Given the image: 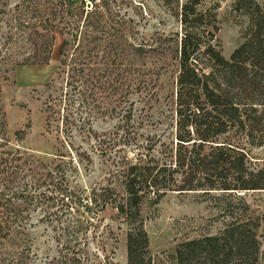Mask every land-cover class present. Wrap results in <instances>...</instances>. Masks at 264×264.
Here are the masks:
<instances>
[{
  "label": "trees",
  "instance_id": "trees-1",
  "mask_svg": "<svg viewBox=\"0 0 264 264\" xmlns=\"http://www.w3.org/2000/svg\"><path fill=\"white\" fill-rule=\"evenodd\" d=\"M24 1L11 8L0 4V70L48 64L56 34L63 37L56 78L47 84L44 101L46 130L55 134L56 144L54 159L47 163L0 142V231H18L32 212L46 211L59 202L94 212L110 206L127 228V264H258L264 251L257 235L261 218L232 216L229 210L234 207L224 199L241 191L264 190V164L252 163L238 144L219 139L236 130L248 144L262 142L258 132L264 128V7L260 0H231L246 24L243 42L229 58L215 42L217 8H203L204 0L166 1H174L170 10L179 31L164 40L163 50L177 62V72L171 115L164 112L156 120L148 115L149 100L155 95L150 79L135 68L128 74L120 61L126 50H116V32L108 33L99 53L93 33L104 26L99 24L98 11L92 10L91 20L86 21V6H27ZM131 51L148 53L133 45ZM133 85L137 99L142 96L140 106L129 98ZM107 117L118 119L114 135L133 154L116 156L105 181L82 193L70 186L69 173L92 164L90 151L81 144L85 140L94 139L93 144L87 142L91 151L115 145V139L111 145L107 140L104 148L100 142L105 140L98 142L93 132V123ZM164 124L170 128L168 134L161 128ZM142 126L150 130L142 131ZM167 191L219 192L214 198H224L221 208L231 220L216 234L184 241L173 254L154 258L141 204L146 197L155 204Z\"/></svg>",
  "mask_w": 264,
  "mask_h": 264
},
{
  "label": "rangeland",
  "instance_id": "rangeland-1",
  "mask_svg": "<svg viewBox=\"0 0 264 264\" xmlns=\"http://www.w3.org/2000/svg\"><path fill=\"white\" fill-rule=\"evenodd\" d=\"M20 0H0L6 8H11ZM167 0H25L27 6H86L88 15L83 20H91L93 11L100 14L99 24L102 30L96 31L102 54L109 39V32H116V50L126 51L120 61L132 74L143 73L150 79L155 95L149 100V114L152 119H159L164 112L171 115L173 109L172 94L175 89L177 62L166 48L164 40L179 31V22L170 10L174 1ZM62 3V4H61ZM86 4V5H84ZM264 7V0H260ZM203 8H217L216 18L218 31L215 42L225 58L243 42V31L246 19L232 7L231 0H204ZM76 9V10H77ZM93 10V11H92ZM86 14V13H85ZM91 26V25H90ZM89 26V27H90ZM62 36L56 34V42L51 60L44 65L15 66L5 71L0 70V142L5 148L18 149L36 155L42 161L50 163L54 159L55 134L46 130L44 101L49 92L47 84L56 78L59 64V46ZM141 46L148 53L134 54L131 46ZM156 49L152 52V49ZM129 76V75H128ZM134 82V81H133ZM128 84V83H127ZM135 86L129 90V97L136 106L140 99ZM130 102V101H128ZM149 118L151 121L152 119ZM117 118L96 120L93 132L98 142L106 146L115 139V145L106 151L92 150L87 142L81 143L74 133L77 143L91 153L92 164L86 170L70 172L68 181L72 188L88 193L91 186L105 181L111 168V162L118 155L128 154L132 149L124 147L115 136ZM154 127V123H148ZM142 131L150 128L142 126ZM162 126L168 134L170 128ZM19 132V133H18ZM140 132V131H139ZM261 145L248 144L242 132L231 130L220 141H231L238 144L247 153L252 163L264 164V128ZM19 136V137H18ZM137 137L143 140L144 136ZM19 138V139H18ZM169 138H164L166 142ZM107 145V146H110ZM204 191H167L161 199L153 204L148 197L141 204V215L149 240V250L154 258H163L175 252L177 246L187 240L199 238L205 234H216L231 220L230 215L221 208L224 198L214 195L219 192ZM234 208V217H260L262 225L258 229V238L264 247V190H249L226 196ZM49 205L48 210L32 212L23 228L0 231V264H127L126 234L127 228L116 215V210L108 206L101 212L85 211L78 205ZM73 206V207H72ZM21 256L19 259L18 257ZM17 257V258H16ZM76 258L77 260H73ZM18 259V260H16ZM258 264H264V251Z\"/></svg>",
  "mask_w": 264,
  "mask_h": 264
}]
</instances>
